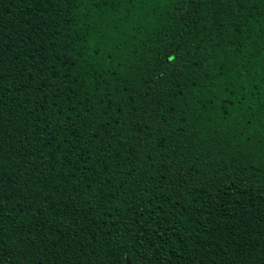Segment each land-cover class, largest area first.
I'll return each instance as SVG.
<instances>
[{"label": "trees", "instance_id": "1", "mask_svg": "<svg viewBox=\"0 0 264 264\" xmlns=\"http://www.w3.org/2000/svg\"><path fill=\"white\" fill-rule=\"evenodd\" d=\"M0 264H264V0H0Z\"/></svg>", "mask_w": 264, "mask_h": 264}]
</instances>
